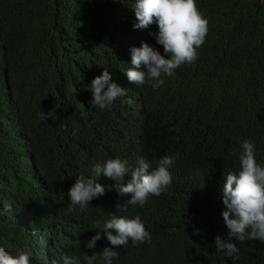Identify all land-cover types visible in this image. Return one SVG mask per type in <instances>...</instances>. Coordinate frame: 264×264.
<instances>
[{
	"label": "trees",
	"instance_id": "1",
	"mask_svg": "<svg viewBox=\"0 0 264 264\" xmlns=\"http://www.w3.org/2000/svg\"><path fill=\"white\" fill-rule=\"evenodd\" d=\"M135 0H0V246L30 251L33 264H63L110 247L86 242L110 213L141 217L151 241L116 251L113 264H264V242L234 238L235 259L215 248L227 235L222 184L240 169L244 140L264 166V0H197L208 20L193 63L165 83L129 81L133 47L163 54L134 29ZM107 69L126 95L100 110L91 83ZM52 110L59 119H41ZM172 182L147 203L108 190L72 212L68 192L95 163L119 157L150 170L176 155ZM130 178V177H126ZM121 205L118 209L117 205ZM95 264H103L98 258Z\"/></svg>",
	"mask_w": 264,
	"mask_h": 264
},
{
	"label": "clouds",
	"instance_id": "2",
	"mask_svg": "<svg viewBox=\"0 0 264 264\" xmlns=\"http://www.w3.org/2000/svg\"><path fill=\"white\" fill-rule=\"evenodd\" d=\"M134 11L136 20L134 29H146L155 24L158 32H151L158 45L163 46V54L148 42L140 47H133L132 67L126 75L130 82L141 86L152 82L153 89L160 88L165 80L162 76H172L175 71L186 63H193L199 57L198 49L205 42L208 33V20L197 6V0H135ZM93 99L90 103L101 111L114 101L126 95V89L112 81L110 72L96 76L90 86ZM41 119H59L57 112L52 110L42 113ZM243 151L239 155L240 169L229 172L222 184L223 221L228 229L227 235L215 237V248L226 257L235 259L239 249L234 238L243 242L259 240L264 242V166L257 163L255 144L244 140ZM178 154L165 155L155 168L150 170V163L141 158L138 166L129 168V162L119 157L100 161L93 165L92 176L81 175L76 179L68 192L70 204L67 209L72 212L75 206L82 209L89 203L105 194V186L98 182L105 177L115 182L108 185V190H115L120 196H130L125 205L143 207L149 196H159L172 182L171 168L175 165ZM126 177H130L127 178ZM121 205H117L119 209ZM96 235L86 242L88 249H95L97 241L105 234L110 247L99 252L84 256V264H95L99 258L103 264H113L119 252L115 249L127 246L129 240L133 245L151 241L141 217L134 218L110 213V218L101 225ZM63 264H81L76 256L65 255ZM0 264H33L30 251H17L15 254L0 246Z\"/></svg>",
	"mask_w": 264,
	"mask_h": 264
}]
</instances>
